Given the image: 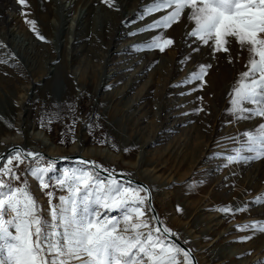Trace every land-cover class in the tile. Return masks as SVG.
I'll list each match as a JSON object with an SVG mask.
<instances>
[{
  "label": "rangeland",
  "instance_id": "rangeland-1",
  "mask_svg": "<svg viewBox=\"0 0 264 264\" xmlns=\"http://www.w3.org/2000/svg\"><path fill=\"white\" fill-rule=\"evenodd\" d=\"M0 1L2 17L10 16L9 23L0 17V61H6L0 62V148L19 129L25 137L18 145L46 151L41 139L27 134L35 128L59 155L73 154L75 144L92 149L85 157L101 168L148 184L162 225L195 253L198 264H264V231L237 227L264 221V201H257L264 194V157L228 162L240 134L262 122L237 120L229 110L247 51L233 41L228 54H213L194 42L186 35L192 27L187 13L167 29H147L169 11L144 15L155 0H26L15 7L14 0ZM157 35L174 43L163 52L145 47ZM200 64L211 65L203 81L185 83ZM28 163L18 174L45 213L49 199L58 203L66 195L56 177L65 169L88 168L73 160L54 162L51 186L42 192L25 174ZM225 206L244 211H218Z\"/></svg>",
  "mask_w": 264,
  "mask_h": 264
},
{
  "label": "snow or ice",
  "instance_id": "snow-or-ice-1",
  "mask_svg": "<svg viewBox=\"0 0 264 264\" xmlns=\"http://www.w3.org/2000/svg\"><path fill=\"white\" fill-rule=\"evenodd\" d=\"M17 2L24 5L26 0ZM161 9L169 11L147 29H167L187 13L192 27L186 35L194 42L209 47L213 54H228L233 41L247 51L246 70L234 82L229 110L237 120L261 117L262 122L254 131L240 134L239 147L228 162L264 157V0H155L144 15ZM173 43L172 38L157 35L145 47L163 52ZM197 67L185 83L203 81L211 65ZM25 157L32 158L25 174L38 181L42 192L51 186L54 161L19 146L7 158L0 155V264H192L191 250L169 239L174 233L162 226L159 217L146 218V212L154 211L148 189L132 187L130 181L125 184L110 171L101 178L96 171L99 165L81 159L80 164L92 167L65 169L57 176L56 186L66 195L59 196L58 203L49 199L45 213L28 181L18 174ZM46 195L51 198L53 193ZM257 201H264V194ZM113 210L119 215L109 216ZM218 211L244 209L225 206ZM237 227L264 231V221Z\"/></svg>",
  "mask_w": 264,
  "mask_h": 264
},
{
  "label": "bare ground",
  "instance_id": "bare-ground-1",
  "mask_svg": "<svg viewBox=\"0 0 264 264\" xmlns=\"http://www.w3.org/2000/svg\"><path fill=\"white\" fill-rule=\"evenodd\" d=\"M15 1V2H14ZM11 4L12 5H14V7L17 5V1L16 0H14ZM0 3H1V1H0ZM133 9V8H132ZM133 10H129V9H126V12L127 13H131ZM0 17L1 18H6V20H4L3 19V22L4 23H9L8 21H9V18H10V16H3L2 17V15H1V13H0ZM80 19H82L80 22H79V25H81L82 26V23H85L83 20H84V18H83V16H81L80 17ZM144 20V19H143ZM145 21V20H144ZM132 28H134V26H133V24L132 25H130V27H128V30H131ZM10 29H8V31H9ZM10 32H12V30H10L9 31V33ZM13 35H16L15 34V32H13ZM47 62V61H46ZM49 62V61H48ZM14 116L16 117V118H18L19 117V120H20V118H21V114L20 113H16V114H14ZM33 125V122H31L30 123V125H29V128L31 127ZM28 135H32V136H34L35 138H38V139H41L42 141H43V143L45 144V145H47V146H45V148L47 147V149H46V151H43V150H41V147H37V146H35V145H29V146H27V145H25V146H21V145H18L19 144V142H20V140H22V139H24V135H23V133L18 129V132L17 133H15L14 135H11V136H7V137H4L3 139H2V142L4 143V144H6L7 142H10L11 144L9 145V146H4V147H2V148H0V155L4 152V151H6L10 146H19V147H21L23 150H25L26 152H33V153H40V152H42V153H44V154H48L49 156H52V157H68V158H70V157H72V156H81V157H83V158H86V159H88L87 157H85L86 155H92L93 154V151L94 150H92V149H82V150H78V145L77 144H75V145H73V146H71V152L73 153V154H65V155H59L58 154V152H57V150L55 149V147H54V144L53 143H51V142H49L48 140H47V137H46V135H45V133L43 132V131H41V130H36L35 128H30L29 129V132L27 133ZM98 151V150H97ZM100 152L101 153H103V154H105V155H108V156H110L111 158H112V154L111 153H109L106 149H101L100 150ZM27 158V157H26ZM28 159V158H27ZM91 160V159H90ZM24 161H27V160H25L24 159ZM76 162V161H75ZM77 163V162H76ZM96 163V162H95ZM78 164H80V163H78ZM63 168L64 167H62V166H60L59 167V171H62L63 170ZM130 178H132L133 180H137L136 178H134V177H132L131 175H129V174H127ZM29 178L31 179V180H34V178H32L30 175H29ZM137 181H140V180H137ZM140 182H142V181H140ZM144 183V182H143ZM146 184V183H145ZM147 186H148V184H146ZM149 187V186H148ZM150 189V188H149ZM152 204H153V202H152ZM153 207H154V204H153ZM154 209L156 210V208L154 207ZM156 213H157V210H156ZM157 215H158V213H157ZM153 216V215H152ZM159 217V216H158ZM163 227H165L164 225H162ZM171 236H173V237H175V235H171ZM176 238V237H175ZM178 239V238H177ZM171 240V239H170ZM179 240V239H178ZM190 249V248H189ZM191 250V249H190ZM191 254H192V256H193V258H194V260L196 261V263H197V258L198 257H196L195 256V253H193L192 251H191ZM197 254V253H196ZM199 256V255H198ZM198 264V263H197Z\"/></svg>",
  "mask_w": 264,
  "mask_h": 264
},
{
  "label": "water",
  "instance_id": "water-1",
  "mask_svg": "<svg viewBox=\"0 0 264 264\" xmlns=\"http://www.w3.org/2000/svg\"><path fill=\"white\" fill-rule=\"evenodd\" d=\"M15 147L16 146H10L1 155L6 158L8 156L9 151L14 149ZM40 154H42L43 157L48 158L51 161H54L57 165L62 164V163L66 162V161H69V160L76 161L77 163H79V161L81 159L86 160V161H92L90 159H86V158H83L81 156H72V157L68 158V157H52V156H49L48 154H44L42 152H40ZM27 158L28 159H32L31 157H27ZM85 166H87L88 168L92 167V165H85ZM96 171L99 172V174L101 176H103L104 178L107 177L108 174H109V171H105V169H103L101 167H98L96 169ZM111 173H113L116 176V178L119 179V180H123L126 183H128L130 181L131 185L143 186L144 188L148 189V195L150 196V204H151V207L154 209L153 204H152L151 191H150L149 187L145 183L137 181V180H133L132 178H130L126 174H121V173H118V172H111ZM151 213H152L153 216H157L158 217L155 209H154V211H151ZM169 239H171V241H173L175 244L179 245L181 248H183L185 250H190L188 246H186L182 241L178 240L177 238H175L173 236H170ZM191 257H192V264H197L196 261L194 260L193 256H192V254H191Z\"/></svg>",
  "mask_w": 264,
  "mask_h": 264
},
{
  "label": "built area",
  "instance_id": "built-area-1",
  "mask_svg": "<svg viewBox=\"0 0 264 264\" xmlns=\"http://www.w3.org/2000/svg\"><path fill=\"white\" fill-rule=\"evenodd\" d=\"M28 162H29V160H27V161H24V163H28ZM21 165H22V164H20V165H19V168H18V170H17V171H19V170H20V167H21Z\"/></svg>",
  "mask_w": 264,
  "mask_h": 264
}]
</instances>
